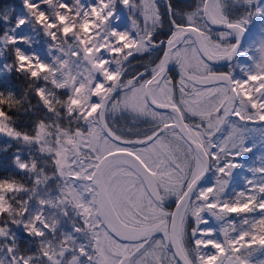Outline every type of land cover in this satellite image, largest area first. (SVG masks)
<instances>
[{
    "label": "snow or ice",
    "instance_id": "1",
    "mask_svg": "<svg viewBox=\"0 0 264 264\" xmlns=\"http://www.w3.org/2000/svg\"><path fill=\"white\" fill-rule=\"evenodd\" d=\"M264 0H0V264H264Z\"/></svg>",
    "mask_w": 264,
    "mask_h": 264
},
{
    "label": "rangeland",
    "instance_id": "2",
    "mask_svg": "<svg viewBox=\"0 0 264 264\" xmlns=\"http://www.w3.org/2000/svg\"><path fill=\"white\" fill-rule=\"evenodd\" d=\"M262 151H264V150H262V149L260 148V146L257 144V146H256V148H255V151L253 152V154H254V158H256L257 156H260L261 153H262Z\"/></svg>",
    "mask_w": 264,
    "mask_h": 264
},
{
    "label": "trees",
    "instance_id": "3",
    "mask_svg": "<svg viewBox=\"0 0 264 264\" xmlns=\"http://www.w3.org/2000/svg\"><path fill=\"white\" fill-rule=\"evenodd\" d=\"M247 161H248L249 164H251V163H253L255 161L253 153L248 155Z\"/></svg>",
    "mask_w": 264,
    "mask_h": 264
}]
</instances>
